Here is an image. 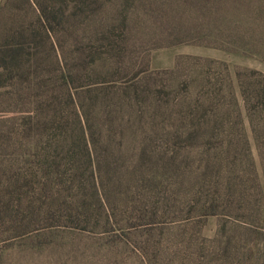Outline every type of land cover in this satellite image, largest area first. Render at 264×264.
I'll list each match as a JSON object with an SVG mask.
<instances>
[{
	"label": "trees",
	"instance_id": "obj_1",
	"mask_svg": "<svg viewBox=\"0 0 264 264\" xmlns=\"http://www.w3.org/2000/svg\"><path fill=\"white\" fill-rule=\"evenodd\" d=\"M132 1L147 23L141 10L129 11ZM75 2L71 20L94 12L97 0ZM116 4L113 22L92 25L62 73H36L46 65L36 41L38 187L35 199L0 203L7 240L42 227L90 230L124 245L137 238L149 261L178 245L192 251L184 257L191 264H264V70L202 54L151 66L154 50L187 44L264 63V0ZM38 5L49 36L63 12L48 0ZM6 47L11 60L26 49Z\"/></svg>",
	"mask_w": 264,
	"mask_h": 264
},
{
	"label": "rangeland",
	"instance_id": "obj_2",
	"mask_svg": "<svg viewBox=\"0 0 264 264\" xmlns=\"http://www.w3.org/2000/svg\"><path fill=\"white\" fill-rule=\"evenodd\" d=\"M38 1L7 0L0 18V45L4 46L3 54L7 62L0 66V73H3L0 77V203L10 199L14 202L35 199L38 187L35 179V87L43 75H35V44L38 43L40 48L38 58L46 62L36 73H40L41 69L45 74L51 71L62 73L64 58L75 55L78 41L85 43L90 38L92 25L113 22L110 16L117 5V0H97L92 7L94 12L86 8L81 16L71 20L70 13L76 0H48L51 7L63 12L62 24L55 23L56 31L48 36L38 17ZM131 5L129 11L139 13L138 10H141V17L147 23V11L136 1H132ZM34 29L39 33L37 36L33 35ZM22 30L23 36L20 34ZM53 40L60 41L58 47L52 46ZM18 42H24L26 49L21 54L16 53V60H11L12 52L6 46ZM180 54L213 56L228 61L231 66L248 65L264 70V63L259 58L191 44L154 50L151 66L153 69L170 67ZM42 89H47V85ZM128 146V143L124 145ZM214 227L215 221L211 220L205 231L207 236H212ZM6 229L4 225L0 227V264H191L184 257L190 256L192 251L185 246L174 245L171 250L162 247L150 254V257L154 256L149 261L145 252L136 246L134 241L137 242V238L124 245L119 241L113 243L115 234L42 227L24 237L7 240L9 232ZM207 240L209 243L211 239ZM208 247L211 250V246ZM203 252L208 254V250ZM205 258L195 264H207L208 259Z\"/></svg>",
	"mask_w": 264,
	"mask_h": 264
},
{
	"label": "crops",
	"instance_id": "obj_3",
	"mask_svg": "<svg viewBox=\"0 0 264 264\" xmlns=\"http://www.w3.org/2000/svg\"><path fill=\"white\" fill-rule=\"evenodd\" d=\"M7 0H0V15L3 10H5L4 6L6 4Z\"/></svg>",
	"mask_w": 264,
	"mask_h": 264
}]
</instances>
